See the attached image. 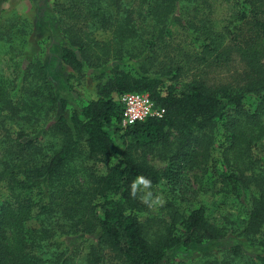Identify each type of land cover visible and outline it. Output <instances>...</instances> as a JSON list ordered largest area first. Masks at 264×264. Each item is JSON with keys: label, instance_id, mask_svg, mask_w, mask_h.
I'll use <instances>...</instances> for the list:
<instances>
[{"label": "trees", "instance_id": "16d2710c", "mask_svg": "<svg viewBox=\"0 0 264 264\" xmlns=\"http://www.w3.org/2000/svg\"><path fill=\"white\" fill-rule=\"evenodd\" d=\"M193 1L186 10L184 0H54L50 18L66 42L60 59L71 69L68 79L83 66L136 63L134 72L115 63L96 97L69 114L64 98L43 91L48 74L41 60L23 66L14 47L29 42L31 19L0 31L12 60V73L0 77V185L6 192L0 264H102L105 257L107 264H163L176 248L217 241L234 242L200 264H264V238L255 237L264 228V168L256 154L258 142L264 147V0H228L233 27L217 31L209 0ZM199 5L202 17L188 16ZM36 18L47 20L41 12ZM177 30L191 34L198 48L188 52L173 44ZM219 70L228 74L225 81L211 79ZM183 74L188 79L179 88ZM15 88L22 98L15 99ZM125 92L148 93L163 116L123 127L116 97ZM29 99L43 100L37 111ZM20 117L25 122L17 130L6 125ZM108 128L125 142L121 150ZM217 131L224 169L212 158ZM157 145L173 150L162 172L142 158ZM108 158L117 162L99 173ZM209 160L213 185L228 187L246 207L241 227L215 226L203 206L181 215L172 202L165 204L168 219L138 216L145 209L133 192L137 177L184 192L181 187L190 188L185 169ZM81 254L84 262L77 261Z\"/></svg>", "mask_w": 264, "mask_h": 264}, {"label": "rangeland", "instance_id": "374dc122", "mask_svg": "<svg viewBox=\"0 0 264 264\" xmlns=\"http://www.w3.org/2000/svg\"><path fill=\"white\" fill-rule=\"evenodd\" d=\"M54 0H0V31H6L12 23H17L21 17H29L33 23L32 34L30 35L29 42L23 45L19 43L14 47H17L22 52L23 66L29 61H34L40 59L46 68L48 78L44 81L43 91L44 92H56L59 97L66 100V114L74 109L80 107L84 101L95 98L97 94V87L100 83L105 81L109 76L111 68L115 63H118L120 67L128 69L134 72L136 63L132 60H109L105 64H101L98 67H88L83 66L81 72L73 71V77L68 79L70 68L65 67L60 59V46L65 42V40L59 36V30L55 27L54 17H52V11L50 6ZM210 2V24L213 29L226 30V26L232 29L231 21L234 17L230 15V6L228 0H209ZM196 4L193 0H184V5L186 10H190ZM199 5L197 10L188 13V16L195 14L197 17H202L200 13L203 10ZM41 12L43 19L47 18L46 21L36 20V15ZM11 30V29H8ZM105 33L96 32L97 38H102ZM106 35V34H105ZM172 43L178 45L185 51H192L198 48L199 43H195L192 39L193 36L188 32L181 30L173 31L171 36ZM263 40L260 41L262 43ZM0 43V77L6 76L12 73V60L5 48ZM20 57H14L13 61ZM234 68V67H232ZM227 73L219 70L212 71L210 73L211 79L215 81H225L227 79ZM187 76L183 74L180 77V81L177 86L187 81ZM18 87H20L19 78L16 80ZM15 99L22 98L23 94L19 88L13 89ZM29 105L35 104L34 109L37 111L38 105L42 103L43 100L40 99L33 102V99H29ZM251 103L254 99H248ZM50 112V111H49ZM23 111L20 115H23ZM38 115V114H37ZM21 118V117H20ZM23 118L19 120L6 119V125L11 129L17 130L18 126L21 125ZM25 122V121H24ZM109 135L113 137L116 147L121 150L124 146V141L119 139L113 132V129H107ZM196 131V130H194ZM198 132V131H196ZM174 136V135H173ZM171 136V141L174 140ZM220 133L218 131L214 135V143L212 150V158L214 159L216 169H224L223 165L219 162L220 160V150H221ZM261 142H258V148L256 154L262 158L263 165L260 166L264 168V147L261 146ZM170 149V150H169ZM171 146L167 148H162L157 145L153 150L148 151L145 155L141 151L138 152L142 155L149 164H151L159 172H162L168 163L169 156L173 153ZM117 162L114 158H108L106 161L101 162L98 165L99 173L105 174L108 167L113 166ZM261 163V164H262ZM212 162L209 160L207 166H195L192 170L185 169L183 176L185 181L188 182V190L184 189V192H178L180 186L176 190L171 184L154 186L151 185L145 188L143 185H137L136 192L140 198L143 205V211L139 212L138 216L144 219L147 216H163L168 219L167 209L165 204L172 202L177 208L178 212L186 214L190 208H195L198 206H203L205 209L206 219L213 223L217 227H226L229 231L232 229V225L241 227L243 219L246 217V207L238 201L233 193L229 191V188H225L223 191L218 190V186L213 185V173L212 169L214 167ZM177 187V186H176ZM220 189V188H219ZM4 188L0 185V204L2 202V197L5 194ZM251 191L247 192L246 199L248 200V195ZM157 197H162L164 203L162 205L155 204L154 201ZM246 200V201H247ZM147 201V202H145ZM250 205V202L247 201ZM151 205V206H150ZM29 226H36L34 220H31ZM257 239L264 238V228L256 234ZM78 242V239H77ZM234 242V241H233ZM232 241H227L226 243L220 242H202L198 244L191 245L188 249L182 247L176 248L169 252L164 259L163 264H200L202 261L213 256H221V253L225 251L224 249L229 248ZM84 255L78 256L77 261L84 262ZM102 264H107L106 257L102 261Z\"/></svg>", "mask_w": 264, "mask_h": 264}, {"label": "built area", "instance_id": "2783aa9c", "mask_svg": "<svg viewBox=\"0 0 264 264\" xmlns=\"http://www.w3.org/2000/svg\"><path fill=\"white\" fill-rule=\"evenodd\" d=\"M122 105L121 125L123 127L148 117H162L165 110L154 105L146 92H125L116 97Z\"/></svg>", "mask_w": 264, "mask_h": 264}, {"label": "clouds", "instance_id": "9594fccd", "mask_svg": "<svg viewBox=\"0 0 264 264\" xmlns=\"http://www.w3.org/2000/svg\"><path fill=\"white\" fill-rule=\"evenodd\" d=\"M137 185H143L145 188H148L151 186V181L149 179L143 177V176L137 177L136 181L132 185L133 192H135ZM145 202H147V201H145ZM154 203L162 205L164 203V200L162 197H157L155 199Z\"/></svg>", "mask_w": 264, "mask_h": 264}]
</instances>
